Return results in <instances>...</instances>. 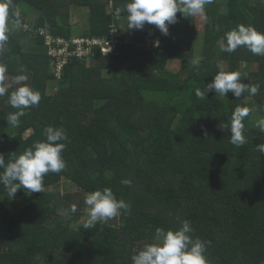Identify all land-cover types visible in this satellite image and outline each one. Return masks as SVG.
<instances>
[{"label":"trees","instance_id":"obj_1","mask_svg":"<svg viewBox=\"0 0 264 264\" xmlns=\"http://www.w3.org/2000/svg\"><path fill=\"white\" fill-rule=\"evenodd\" d=\"M128 2L10 0V30L0 43V64L7 66L0 86L8 89L0 96V153L8 163L44 140L47 126L63 127L68 140L61 141L66 168L45 175L43 192L21 189L13 198L0 184V264H132L133 255L156 242V228L178 230L184 220L191 221L193 238L211 241L212 264H264V152L257 150L264 131L249 125L254 102L264 107V56L244 46L222 51L225 33L239 24L264 32V0H212L200 51L196 16L178 12L168 35L155 25L131 30L129 41L118 35L110 54L98 45L88 55L73 54L58 75L46 36L109 41L118 17L127 20ZM78 7L90 9V20L76 34L71 16ZM196 50L198 68L192 65ZM170 60L181 61L172 77L166 75ZM219 61L240 72L242 83L258 85L257 94L198 98L196 89L212 82ZM244 63L253 68L241 71ZM20 75L27 80L18 83ZM23 84L41 100L13 127L6 118L17 109L9 96ZM237 107L250 109L242 147L230 143L228 130ZM63 179L85 195L109 187L131 210L89 229L83 222H55L63 199L54 189ZM125 179L130 186L121 183ZM15 199L24 205L16 209Z\"/></svg>","mask_w":264,"mask_h":264},{"label":"clouds","instance_id":"obj_2","mask_svg":"<svg viewBox=\"0 0 264 264\" xmlns=\"http://www.w3.org/2000/svg\"><path fill=\"white\" fill-rule=\"evenodd\" d=\"M212 0H130L125 5L127 13L128 29L143 30L146 25H155L164 35L169 34V25L177 22V13L184 16L204 15L206 5ZM10 0H0V43L6 41L5 35L10 29L8 27V9ZM182 4V7L180 6ZM16 28L21 26L20 13H14ZM226 44L222 51L226 53L235 52L239 47H246L253 55L264 56V32L249 25L239 24L231 31L225 33ZM192 65L199 67V61L193 60ZM220 69L212 82L203 88H197L195 95L204 99L207 94L215 93V96L227 97L231 92L239 98L242 94L256 95L259 86L251 83H242L241 74L238 71H225L222 61L217 63ZM7 66L0 64V81H3ZM27 77L20 75L16 81H26ZM7 86H0V96L7 92ZM41 93L27 84H23L13 91L9 96V104L17 109L9 113L6 121L9 125L16 127L20 124V118L26 114V109L38 105ZM247 107H237L232 115L230 127V143L242 147L247 143L244 135L245 127L243 120L249 115ZM264 131V118L258 120L257 125ZM223 129V128H222ZM45 139L35 142L18 157L5 163L4 154L0 153V184L6 188L8 195L15 197L21 189L28 193H38L44 190V177L48 173H60L66 168V161L62 153L68 136L63 127L47 126L44 129ZM205 136L207 132L205 131ZM257 150L264 152V144L257 145ZM122 184L131 185L130 180H122ZM85 211L87 219L83 222L85 229L94 228L97 223L105 224L108 220L116 217L123 211L128 213L131 206L124 199H118L109 187L95 190L86 194ZM76 211V206H72ZM194 229L191 221L184 220L178 230H165L163 227L155 229V241L145 244L143 249L132 256V264H212L207 256V249L211 241L193 238Z\"/></svg>","mask_w":264,"mask_h":264},{"label":"rangeland","instance_id":"obj_3","mask_svg":"<svg viewBox=\"0 0 264 264\" xmlns=\"http://www.w3.org/2000/svg\"><path fill=\"white\" fill-rule=\"evenodd\" d=\"M217 1H221V0H217ZM223 7L225 6L223 5ZM223 10L225 9L223 8ZM110 12H111V9H110ZM89 20H90V9L88 7H78V8L72 9L71 21H72V25L74 28V32L76 34H79L81 30L85 29V27L88 26ZM117 21L118 22L120 21V23L119 25H117L118 27L115 29L119 30L118 33H120L121 36H123L126 41H129V39L133 36V34H132V31L128 29V21L121 17H118ZM205 25H206V14L204 13V15L202 16L197 15L195 17L194 31H195V37H196V42H197L195 46L199 51H200V48L198 47H200L202 44V35L205 30ZM196 52H197L196 53L197 57L194 60L200 61V58H198V51L196 50ZM222 66L225 71H228L227 63L223 62ZM180 67H181L180 60H170L167 63L166 75L168 77L175 76L180 70ZM251 68H253V65L250 66V64L244 63L241 66V71H248ZM228 94H232V93L229 92ZM245 100L249 102L250 101L253 102L251 99H248V98H245ZM261 118H264V107L254 102V104L252 105V115H251L250 122H249L250 127L253 129H260L256 125H257L258 120H260ZM30 134H31V131H28L24 134V136L28 137ZM54 190L61 192L62 194L61 199L63 200L60 203L59 208L57 209V215L53 218V221L57 222L58 220L59 222L63 224L72 223V224L78 225L79 223L81 224L87 219V213L85 211L87 206L84 203L86 195L84 194V192L78 190L70 181H67L65 179H63ZM67 196H69L70 201L66 200ZM23 205H24V202H22L21 199L14 200V207H16V209L21 208ZM66 205L71 206V207L75 205L76 211L82 209L84 214H82L81 217L78 216L74 218L72 214L75 215L76 211L68 212V209H67L68 206Z\"/></svg>","mask_w":264,"mask_h":264},{"label":"built area","instance_id":"obj_4","mask_svg":"<svg viewBox=\"0 0 264 264\" xmlns=\"http://www.w3.org/2000/svg\"><path fill=\"white\" fill-rule=\"evenodd\" d=\"M113 28L111 31V37L109 41H105L101 38H95L89 40L87 38L75 37L70 42L65 39H55L54 37L47 35L46 36V45L49 48V55L53 58L52 65L55 66V71L58 75L61 74V71L68 63L69 57L73 54L78 56H85L91 53L92 46H100L104 54H110L116 48L118 43V35H120L119 30ZM75 46L76 51H71L70 47Z\"/></svg>","mask_w":264,"mask_h":264}]
</instances>
